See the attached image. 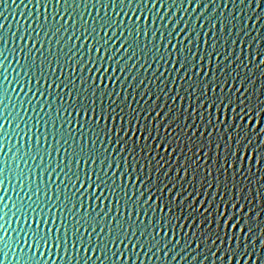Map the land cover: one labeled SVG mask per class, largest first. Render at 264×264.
Returning a JSON list of instances; mask_svg holds the SVG:
<instances>
[{"label": "water", "instance_id": "water-1", "mask_svg": "<svg viewBox=\"0 0 264 264\" xmlns=\"http://www.w3.org/2000/svg\"><path fill=\"white\" fill-rule=\"evenodd\" d=\"M262 114L264 0H0V264H264Z\"/></svg>", "mask_w": 264, "mask_h": 264}, {"label": "snow or ice", "instance_id": "snow-or-ice-1", "mask_svg": "<svg viewBox=\"0 0 264 264\" xmlns=\"http://www.w3.org/2000/svg\"><path fill=\"white\" fill-rule=\"evenodd\" d=\"M29 55H31V53H29ZM105 55H107V53H105ZM193 71H195V69H192ZM101 85H103V80H101ZM92 86H95V82H93V85ZM77 100L79 101V97H77ZM76 107L80 108V112L83 113V118H84V122H85V127L88 126V121H89V112L92 113L91 115V120L93 121L94 123V126L99 129L100 127V122L96 119V111H95V104L93 102L92 104V107H89L87 101H85L82 105L80 103H77ZM235 115V113L233 114ZM264 115V114H262ZM101 120L104 119V116H103V109H102V106H101V117H100ZM115 118H113L114 120ZM69 127H71V125H69ZM77 127H79V125L77 124ZM99 157H97L98 159ZM73 159L75 160L76 159V156L75 154L73 155ZM80 159L83 160L84 157H83V149H81V155H80ZM89 159H92L91 155L89 156ZM86 163V162H85ZM93 179V177H89L87 175V172H85V176H84V180L85 182H88L89 180ZM94 183L97 185L96 187V192L97 193H100V189L104 187L105 184L108 183V181L105 179L103 181H101V178L98 177V176H95L94 177ZM83 184H81V188H83ZM92 185L90 184L89 185V188L91 189ZM113 187H115V185H113ZM104 191H108L107 188H104ZM100 195H103V193H100ZM98 203V202H97ZM90 209H91V201H89V216L87 217V219H91V214H90ZM83 211V208L81 209ZM33 223H35V219L33 220ZM171 223V221H169V224ZM153 231H155V229H153ZM161 231H163V229L161 228ZM243 231V230H241ZM36 238H40L39 237V226L37 225V235L34 237V239ZM46 246V245H45Z\"/></svg>", "mask_w": 264, "mask_h": 264}]
</instances>
